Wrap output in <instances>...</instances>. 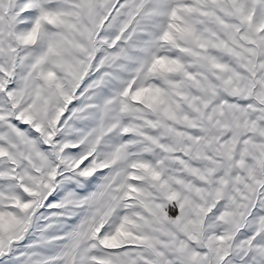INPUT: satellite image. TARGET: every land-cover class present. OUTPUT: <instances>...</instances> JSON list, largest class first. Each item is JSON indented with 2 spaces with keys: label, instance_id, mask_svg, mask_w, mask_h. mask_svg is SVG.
Masks as SVG:
<instances>
[{
  "label": "snow or ice",
  "instance_id": "6c2138e0",
  "mask_svg": "<svg viewBox=\"0 0 264 264\" xmlns=\"http://www.w3.org/2000/svg\"><path fill=\"white\" fill-rule=\"evenodd\" d=\"M0 264H264V0H0Z\"/></svg>",
  "mask_w": 264,
  "mask_h": 264
}]
</instances>
